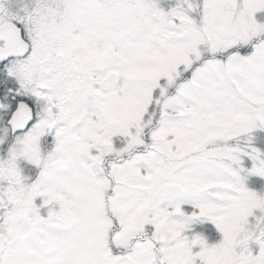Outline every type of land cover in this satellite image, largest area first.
I'll list each match as a JSON object with an SVG mask.
<instances>
[{
	"label": "rangeland",
	"instance_id": "1",
	"mask_svg": "<svg viewBox=\"0 0 264 264\" xmlns=\"http://www.w3.org/2000/svg\"><path fill=\"white\" fill-rule=\"evenodd\" d=\"M8 22L36 117L0 115V264H264V0H0Z\"/></svg>",
	"mask_w": 264,
	"mask_h": 264
},
{
	"label": "flooded vegetation",
	"instance_id": "2",
	"mask_svg": "<svg viewBox=\"0 0 264 264\" xmlns=\"http://www.w3.org/2000/svg\"><path fill=\"white\" fill-rule=\"evenodd\" d=\"M8 24L14 25L15 29L18 31V34H19V37L21 40L20 45L24 44V46H25L24 54H15L14 56L7 57L3 60H0V107H1L0 108V115H1V119H2L1 124H3V126H5V127L8 126V128H11L12 129V136L14 135V137H15V136H19L21 134L26 133L31 128V126L34 124L35 117H36L35 116L36 107L34 106L33 101L28 97L29 91L25 90L22 86V85L34 86V84H33L34 82L27 84V82H29V81H27L24 77H22L23 79L22 78L19 79L18 76L21 75L20 69L18 71H16V74H14V76L16 77V79H15L16 81L12 85L8 83L9 75L7 73L8 72L7 71V65L10 63H13L14 67L17 65H20V63L22 61H25L26 59L28 60L29 56L32 53V48H31L30 42H29L30 38L26 35V31L21 26V24H19L17 22H8L4 26L0 27V49H3L5 46V39H4V33L5 32L4 31H5ZM26 69L29 71L30 67L29 68L26 67ZM39 75H41V74H39ZM39 75L37 76V79H38L37 88L47 91V88L43 89L39 86L40 85L39 84ZM42 77H43V75H42ZM43 79L46 81V83L48 85L47 80L44 77H43ZM20 92H23V93H20ZM3 106H5V108H6L5 110L2 108ZM19 108L23 109L27 112L29 119L26 122L24 129L15 130L14 129V115ZM1 111H3V112H1ZM53 127H55L54 124L49 127L48 132L43 133L44 136L46 135L48 137V140H50V142H51V138H52L51 134L55 133V131L58 132L56 129L53 132V130H54ZM58 130H60L61 135L63 134L66 136L65 138L63 137L60 140L61 143H66L65 141H63V140H67V132H65L66 128H60ZM63 132H65V133H63ZM69 136L70 135H68V137ZM40 172L41 171H38V173H40ZM27 173H28V175H27L28 179L33 177V174H34V176L37 174V172L32 173V170H29V172H27ZM18 174H19V172L15 175L17 176ZM30 184L31 183L26 180V185H30ZM0 216H1V214H0ZM4 247H5V240H4Z\"/></svg>",
	"mask_w": 264,
	"mask_h": 264
},
{
	"label": "water",
	"instance_id": "3",
	"mask_svg": "<svg viewBox=\"0 0 264 264\" xmlns=\"http://www.w3.org/2000/svg\"><path fill=\"white\" fill-rule=\"evenodd\" d=\"M5 46L3 49H0V60H3L7 57L14 56L15 54H24L25 46L24 44L20 45L21 40L18 34V31L15 29L13 24H8L4 31ZM39 86L43 89L47 87L46 81L43 79L42 75H39ZM29 116L27 112L23 109H18L14 115V129L22 130L25 128L26 122L28 121ZM1 221V216H0ZM4 249V237L0 235V256Z\"/></svg>",
	"mask_w": 264,
	"mask_h": 264
},
{
	"label": "trees",
	"instance_id": "4",
	"mask_svg": "<svg viewBox=\"0 0 264 264\" xmlns=\"http://www.w3.org/2000/svg\"><path fill=\"white\" fill-rule=\"evenodd\" d=\"M245 50H247V49H245ZM202 61H203V59H202ZM202 61H201V62H202ZM188 73H189V72H188Z\"/></svg>",
	"mask_w": 264,
	"mask_h": 264
}]
</instances>
